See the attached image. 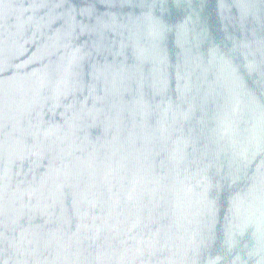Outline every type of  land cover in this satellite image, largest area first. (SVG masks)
Masks as SVG:
<instances>
[{
  "label": "water",
  "instance_id": "1",
  "mask_svg": "<svg viewBox=\"0 0 264 264\" xmlns=\"http://www.w3.org/2000/svg\"><path fill=\"white\" fill-rule=\"evenodd\" d=\"M0 264H264V0H0Z\"/></svg>",
  "mask_w": 264,
  "mask_h": 264
}]
</instances>
